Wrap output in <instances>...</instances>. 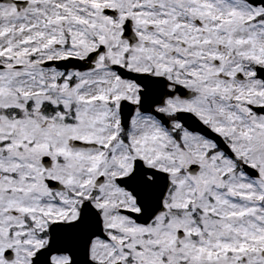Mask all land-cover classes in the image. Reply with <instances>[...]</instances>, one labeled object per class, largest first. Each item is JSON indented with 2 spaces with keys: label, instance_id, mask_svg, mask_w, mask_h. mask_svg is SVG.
Masks as SVG:
<instances>
[{
  "label": "snow or ice",
  "instance_id": "6c2138e0",
  "mask_svg": "<svg viewBox=\"0 0 264 264\" xmlns=\"http://www.w3.org/2000/svg\"><path fill=\"white\" fill-rule=\"evenodd\" d=\"M0 264H264V0H0Z\"/></svg>",
  "mask_w": 264,
  "mask_h": 264
}]
</instances>
